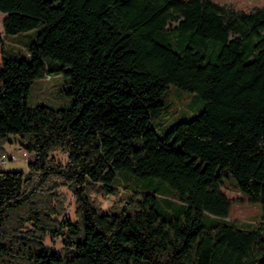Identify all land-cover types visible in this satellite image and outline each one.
Listing matches in <instances>:
<instances>
[{
	"label": "trees",
	"instance_id": "obj_1",
	"mask_svg": "<svg viewBox=\"0 0 264 264\" xmlns=\"http://www.w3.org/2000/svg\"><path fill=\"white\" fill-rule=\"evenodd\" d=\"M0 12L4 34L29 37L27 57L6 58L0 34V155L8 134L33 155L26 171L0 169V264H264V7L0 0ZM60 75L68 98L30 104ZM169 83L204 107L159 134L150 118ZM122 170L171 195L125 188L120 212L103 209L95 196L116 194ZM226 171L259 220L227 218ZM62 186L74 220L59 218Z\"/></svg>",
	"mask_w": 264,
	"mask_h": 264
},
{
	"label": "rangeland",
	"instance_id": "obj_2",
	"mask_svg": "<svg viewBox=\"0 0 264 264\" xmlns=\"http://www.w3.org/2000/svg\"><path fill=\"white\" fill-rule=\"evenodd\" d=\"M215 2L225 5L233 9H241L248 11L254 7H264V0H214ZM3 13L0 12V34L3 36L2 43L4 45V57H27L26 51L23 45L28 42V35H19L18 38L12 34H4L2 31L1 18ZM264 30L260 28V33ZM37 29L31 30V38L35 36ZM257 37L256 34H252L248 37L251 42ZM197 42V41H196ZM198 43V42H197ZM200 43V42H199ZM201 43L206 45V50L217 49L219 42L213 39H205ZM48 79L49 77H45ZM67 76L60 75L58 78L52 79V86L47 89L46 83L43 89L36 88L30 91V104H47L55 105L62 99L68 98L67 94L63 91V88L67 87ZM161 99L163 107L161 111L150 118V123L155 127L159 134H163L167 129L172 127L179 121L191 119L199 114L204 107V102L198 93L189 91L178 87L173 83H169L167 88L162 92ZM60 104V103H59ZM8 140L3 144V148L7 157L9 154H14V158L7 159L3 164H0V169L5 170H22L26 171L27 161L32 158V154L26 153L23 149L19 148V145L15 141L16 136L14 134H8ZM53 155L60 161L65 159L64 154L61 151H55ZM220 188L223 190L227 197L230 199V206L228 209L229 219H238L241 221H257L261 215V205L258 201H249L248 196L245 193L238 191L234 177L226 171V174H220ZM112 185L117 187L116 194L96 195L95 198L99 205L103 209H112V212H120L123 208V199L126 194H123V189H145L155 188L158 192L164 196L171 195L170 190L158 183L156 179L147 178L141 179L130 171H119L113 180ZM166 185V184H164ZM62 195V209L63 214L59 218L67 217L70 220L76 218L75 213V201L72 194V190L68 187L62 186L59 189ZM163 203V202H161ZM168 208L173 209L174 206L169 205ZM203 222H208V218L203 216ZM45 243L55 249H59L62 242L61 237H53L47 235L45 237Z\"/></svg>",
	"mask_w": 264,
	"mask_h": 264
},
{
	"label": "built area",
	"instance_id": "obj_3",
	"mask_svg": "<svg viewBox=\"0 0 264 264\" xmlns=\"http://www.w3.org/2000/svg\"><path fill=\"white\" fill-rule=\"evenodd\" d=\"M24 152H26L25 150H23ZM11 159L14 158V154H9V156L7 157L6 154H1L0 155V164H3L7 159Z\"/></svg>",
	"mask_w": 264,
	"mask_h": 264
},
{
	"label": "crops",
	"instance_id": "obj_4",
	"mask_svg": "<svg viewBox=\"0 0 264 264\" xmlns=\"http://www.w3.org/2000/svg\"><path fill=\"white\" fill-rule=\"evenodd\" d=\"M14 37L18 38V37H19V35H15Z\"/></svg>",
	"mask_w": 264,
	"mask_h": 264
}]
</instances>
